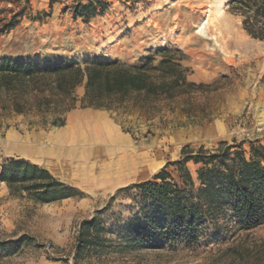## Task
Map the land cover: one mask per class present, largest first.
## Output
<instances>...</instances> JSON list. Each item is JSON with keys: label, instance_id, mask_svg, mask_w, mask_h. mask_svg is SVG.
Masks as SVG:
<instances>
[{"label": "rangeland", "instance_id": "obj_1", "mask_svg": "<svg viewBox=\"0 0 264 264\" xmlns=\"http://www.w3.org/2000/svg\"><path fill=\"white\" fill-rule=\"evenodd\" d=\"M103 1L105 9L84 21L72 9L87 0H0V58L97 57L130 64L158 48L176 47L189 57V78L210 84L196 100L217 116L188 125L168 111L147 117L132 108L87 107L79 85L74 107L62 113L65 122L57 127L49 124L53 114H17L1 108V99L0 163L28 159L81 195L41 205L11 196L0 184V264H264V222L238 230L226 209L206 221L195 244L132 247L123 232L141 208L133 185L176 161L184 145L221 140L240 141L246 150L250 143L264 145V42L245 33L228 0ZM83 113L96 122L89 130L80 125L74 134ZM212 126L219 131L206 135ZM31 142H44L42 158L18 151L17 145ZM149 151L155 163L142 160ZM187 164L195 176L196 166ZM167 171L176 175L174 165ZM92 217L102 221L107 242L75 263L78 227ZM18 239L23 243L13 250Z\"/></svg>", "mask_w": 264, "mask_h": 264}, {"label": "trees", "instance_id": "obj_2", "mask_svg": "<svg viewBox=\"0 0 264 264\" xmlns=\"http://www.w3.org/2000/svg\"><path fill=\"white\" fill-rule=\"evenodd\" d=\"M227 3L229 12L240 17L245 33L264 42V0ZM105 7L103 0L77 2L72 16L87 21ZM187 60L184 51L170 46L130 64L97 57L54 61L5 56L0 58L1 108L9 106L17 114L31 110L53 114L49 124L60 127L65 122L62 113L76 103L75 89L83 85L81 102L87 107L132 108L147 117L168 111L188 125L202 124L217 116L196 100L197 94L209 91L210 84L189 78ZM249 145L246 150L236 140L195 148L186 144L176 161L166 163L151 180L133 185L139 190L141 208L123 229L130 246L195 244L206 221L217 220L224 209L238 230L254 229L264 222V145ZM187 163L196 166L195 176ZM169 165L175 166V176L167 171ZM0 184L11 196L41 205L81 195L47 168L18 157L0 163ZM104 235L99 218L81 221L75 236V263L82 255L102 249L107 242ZM22 243L14 241L13 250Z\"/></svg>", "mask_w": 264, "mask_h": 264}, {"label": "bare ground", "instance_id": "obj_3", "mask_svg": "<svg viewBox=\"0 0 264 264\" xmlns=\"http://www.w3.org/2000/svg\"><path fill=\"white\" fill-rule=\"evenodd\" d=\"M96 119H95V116H92L91 115V113H83L81 115L79 114V117H78L79 122H78L77 126L73 127V130H71V131L74 134H76L78 132V130L81 128L80 125H83L82 128H84L86 130H89L90 125L93 124V123H95L96 122ZM207 131L208 132L205 133V134L206 135H210V134L217 133L219 130H218V128H215V127L212 126V127H208ZM29 143H27V144L26 143L25 144H21L19 146L17 145L18 151H21L24 155L26 154V155H28L30 157H33V158H35V157L42 158L43 157V154H44L43 152H45V150H44V148L42 146L44 142L42 144H37V145L32 144V142H31V144H29ZM50 147H51V145H50ZM152 154L153 153L151 151L146 152V154L143 155V159L142 160H145V162H147L149 164L155 163L156 161H155V159L152 158V156H151Z\"/></svg>", "mask_w": 264, "mask_h": 264}, {"label": "crops", "instance_id": "obj_4", "mask_svg": "<svg viewBox=\"0 0 264 264\" xmlns=\"http://www.w3.org/2000/svg\"><path fill=\"white\" fill-rule=\"evenodd\" d=\"M26 160V159H25ZM28 160V159H27ZM30 161V160H29ZM30 162H32V161H30ZM32 163H34V162H32ZM34 164H36V163H34ZM37 165V164H36ZM39 166V165H38ZM41 167V166H40ZM44 168V167H43Z\"/></svg>", "mask_w": 264, "mask_h": 264}]
</instances>
